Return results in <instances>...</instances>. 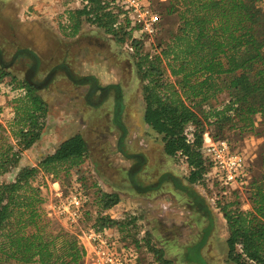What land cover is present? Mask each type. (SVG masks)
I'll use <instances>...</instances> for the list:
<instances>
[{"label": "rangeland", "instance_id": "obj_1", "mask_svg": "<svg viewBox=\"0 0 264 264\" xmlns=\"http://www.w3.org/2000/svg\"><path fill=\"white\" fill-rule=\"evenodd\" d=\"M80 6L77 0H0V54L8 73L2 80L11 82L14 77L13 86L21 83L32 60L20 50L29 49L39 59L31 80L37 86L45 84L39 85L38 93L47 104L40 139L22 153L18 167L2 180H12L19 168L36 165L63 140L79 133L88 143L84 163L69 176L60 172L52 180L40 172L34 180L44 197L42 208L50 230L78 235L81 229L97 225V217L104 213L97 192L115 193L119 203L110 209V215L119 221H134L123 231L112 228L110 233L133 248L137 241L139 264H159L153 249L160 250L169 264H236L228 257L221 206L230 203L231 208H251L250 184L263 176L264 134L235 131L223 139L245 158L241 182L224 184L211 167L203 180L189 182L183 158L166 155L161 135L144 121V81L133 51L86 22L71 36L68 14ZM159 28L158 35L141 41L143 52L163 43L166 31L175 30L176 20L163 17ZM87 38L94 39L92 46L82 43ZM65 69L75 81L84 78L86 83H75ZM93 82L105 90L90 92ZM206 162L210 161L206 158ZM53 181L59 182L64 194L76 184L86 192L81 228H68L52 213L57 200Z\"/></svg>", "mask_w": 264, "mask_h": 264}, {"label": "trees", "instance_id": "obj_2", "mask_svg": "<svg viewBox=\"0 0 264 264\" xmlns=\"http://www.w3.org/2000/svg\"><path fill=\"white\" fill-rule=\"evenodd\" d=\"M77 1L80 8L68 14L71 36L86 22L129 45L144 81V121L161 135L166 155L183 158L189 182L203 180L211 166L201 151L205 132L215 141L235 131L264 134V0L161 2V18H174L176 28L166 31L167 39L151 52L142 51V42L128 30V20L103 0ZM20 51L32 64L21 83L13 87H23L25 93L13 99L12 117L0 124V264H85L86 251L76 234L49 229L42 208L44 197L34 184L40 172L57 180L60 172L69 176L84 163L88 147L82 135L73 134L36 165L21 167L12 180H2L18 167L22 153L40 139L47 115V104L38 93L39 85L45 84L37 86L31 80L39 59L29 49ZM4 69L0 54V82L8 74ZM65 70L75 83H86L84 78L75 81ZM54 71L48 73L46 84ZM101 89L105 90L93 82L90 92ZM260 164L263 176L250 184L251 208L221 206L228 257L236 264H264V148ZM97 200L104 213L94 227L121 232L134 221H119L110 215L119 203L117 194L98 191ZM133 244L136 249L137 241ZM153 251L159 264H169L160 250Z\"/></svg>", "mask_w": 264, "mask_h": 264}, {"label": "built area", "instance_id": "obj_3", "mask_svg": "<svg viewBox=\"0 0 264 264\" xmlns=\"http://www.w3.org/2000/svg\"><path fill=\"white\" fill-rule=\"evenodd\" d=\"M166 0H103L120 18L129 22L128 30L133 39L144 41L157 35L161 23L159 3ZM127 48L132 50L126 43ZM7 81L0 82V124L5 125L13 115V99L25 93L23 87H16ZM201 151L224 184L239 183L245 176V158L232 151L226 140L215 141L208 132L203 135ZM56 202L51 206L52 213L68 228L80 227L83 219L87 195L80 184H76L64 194L59 182L53 181ZM51 214V213H50ZM110 228L89 226L77 235L86 251V264H139V254L135 248L112 236Z\"/></svg>", "mask_w": 264, "mask_h": 264}, {"label": "flooded vegetation", "instance_id": "obj_4", "mask_svg": "<svg viewBox=\"0 0 264 264\" xmlns=\"http://www.w3.org/2000/svg\"><path fill=\"white\" fill-rule=\"evenodd\" d=\"M83 44H86V45H89V46H92L93 45V43H94V39H89V38H87V40H83V42H82ZM83 137V136H82ZM84 138V137H83ZM84 140H85V138H84ZM196 202H197V200H195ZM197 245H199L200 246V244H198V243H196ZM196 244H194V246H192L193 247V249H196ZM198 246V247H199ZM199 261V260H198Z\"/></svg>", "mask_w": 264, "mask_h": 264}, {"label": "crops", "instance_id": "obj_5", "mask_svg": "<svg viewBox=\"0 0 264 264\" xmlns=\"http://www.w3.org/2000/svg\"><path fill=\"white\" fill-rule=\"evenodd\" d=\"M85 142H86V140H85ZM86 144L88 145V143L86 142Z\"/></svg>", "mask_w": 264, "mask_h": 264}]
</instances>
